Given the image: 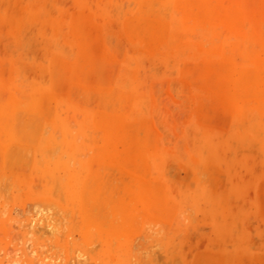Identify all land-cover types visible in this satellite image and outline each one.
<instances>
[{
	"label": "rangeland",
	"instance_id": "1",
	"mask_svg": "<svg viewBox=\"0 0 264 264\" xmlns=\"http://www.w3.org/2000/svg\"><path fill=\"white\" fill-rule=\"evenodd\" d=\"M243 1L0 0V264H264Z\"/></svg>",
	"mask_w": 264,
	"mask_h": 264
},
{
	"label": "bare ground",
	"instance_id": "2",
	"mask_svg": "<svg viewBox=\"0 0 264 264\" xmlns=\"http://www.w3.org/2000/svg\"><path fill=\"white\" fill-rule=\"evenodd\" d=\"M246 1H247V0H246ZM223 2H224V1H223ZM243 2H245V0H244ZM262 2H264V1H262ZM241 3H242V2H241ZM241 3H240V5H241ZM250 3H251V2H250ZM244 4H246V3H243V5H244ZM247 5H248V4H247ZM247 5H246V6H247ZM260 5H261V4H260ZM249 6H250V5H249ZM258 6H259V5H258ZM261 6H262V5H261ZM221 8H222V6H221ZM262 9H264V8H262ZM222 10H223V8H222ZM226 10H227V9H226ZM251 80H252V78H251ZM253 80H254V79H253ZM253 80H252V81H253ZM255 80H256V78H255ZM255 80H254V81H255ZM259 80H260V79H259ZM252 83H254V82H252ZM254 84H255V83H254Z\"/></svg>",
	"mask_w": 264,
	"mask_h": 264
}]
</instances>
